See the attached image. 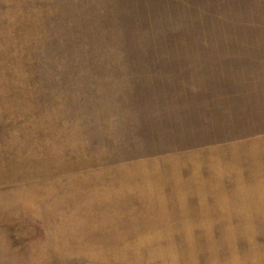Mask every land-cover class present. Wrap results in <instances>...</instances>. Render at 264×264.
I'll return each instance as SVG.
<instances>
[{
	"label": "rangeland",
	"instance_id": "374dc122",
	"mask_svg": "<svg viewBox=\"0 0 264 264\" xmlns=\"http://www.w3.org/2000/svg\"><path fill=\"white\" fill-rule=\"evenodd\" d=\"M181 1L0 0V264H264V0Z\"/></svg>",
	"mask_w": 264,
	"mask_h": 264
},
{
	"label": "trees",
	"instance_id": "16d2710c",
	"mask_svg": "<svg viewBox=\"0 0 264 264\" xmlns=\"http://www.w3.org/2000/svg\"><path fill=\"white\" fill-rule=\"evenodd\" d=\"M180 1V4H185L184 2H182L181 0H179ZM189 13H191L192 11H190V10H187ZM181 14L183 15L184 14V11H181ZM149 25H150V23H149ZM144 28H145V32L147 33V32H151L152 33V35L154 36V35H156L158 32L155 30V27H151V26H144ZM181 30V29H180ZM179 31V30H178ZM178 31H173L174 32V34L176 33V32H178ZM181 34V36L183 35V33L181 32L180 33ZM179 37V36H177V35H175L174 36V38H176V39H178V40H181V39H179V38H182V37ZM185 42V41H184ZM154 43V42H153ZM177 43V42H176ZM162 46V48H163V45H161ZM156 47V44H154V46H150L149 48H151V52H154V48ZM156 50V49H155ZM176 96H177V98H178V100L179 101H181L182 103H185V104H193L194 102H196V104L197 103H199V102H202V101H204L205 99L204 98H198V97H195V95H190V94H187V95H183V94H181V93H176ZM187 110H181V112L180 113H182V115L181 116H183V117H187L188 116V114H187V112H186ZM193 111H196V110H193ZM198 112V111H197ZM193 114V113H192Z\"/></svg>",
	"mask_w": 264,
	"mask_h": 264
},
{
	"label": "crops",
	"instance_id": "0c3cea01",
	"mask_svg": "<svg viewBox=\"0 0 264 264\" xmlns=\"http://www.w3.org/2000/svg\"><path fill=\"white\" fill-rule=\"evenodd\" d=\"M212 158V157H211ZM212 160H213V158H212ZM200 166V165H199ZM199 166H198V168H199ZM218 166H219V164H217V163H214V167L213 166H211V172H213V173H216V172H219V171H223V169H221V167H219V169H218ZM198 168L197 169H195V171L196 170H198ZM158 171H161L162 173H164V169L162 168V169H157ZM199 170H201V169H199ZM216 176H219V175H217V174H215L214 175V177L216 178ZM164 178V177H163ZM163 178H162V181H163ZM179 178H178V182H179ZM157 203H159V204H161L160 203V201L159 200H157L156 201Z\"/></svg>",
	"mask_w": 264,
	"mask_h": 264
}]
</instances>
